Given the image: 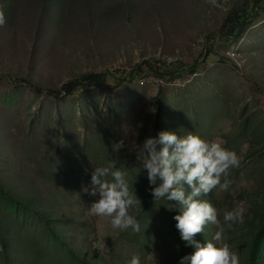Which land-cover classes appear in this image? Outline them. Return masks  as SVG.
Instances as JSON below:
<instances>
[{"label":"rangeland","instance_id":"obj_1","mask_svg":"<svg viewBox=\"0 0 264 264\" xmlns=\"http://www.w3.org/2000/svg\"><path fill=\"white\" fill-rule=\"evenodd\" d=\"M0 13V264H179L192 254L175 227L180 205L154 203L137 164L161 131L237 153L230 189L200 199L222 224L226 210L246 209L243 223L223 225L220 244L252 264L258 238L264 264V1L0 0ZM88 74L105 81L64 92ZM117 158L141 201L139 233L90 215L98 197L82 192L95 167ZM216 231L195 239L206 245Z\"/></svg>","mask_w":264,"mask_h":264},{"label":"clouds","instance_id":"obj_2","mask_svg":"<svg viewBox=\"0 0 264 264\" xmlns=\"http://www.w3.org/2000/svg\"><path fill=\"white\" fill-rule=\"evenodd\" d=\"M216 5L217 0H210ZM6 23L0 13V27ZM148 111L155 115L157 108L151 106ZM127 139L123 136L112 144L119 153L126 149ZM141 146L142 156H137L140 171H146L154 203L166 199L180 205V214L174 217L176 229L186 247H194L192 254L181 258L179 264H240L238 254L224 239V227L229 228L243 223L246 209L237 206L223 213V224L218 210L202 195L215 190L227 192L232 181L229 179L232 169L240 166L236 152L213 141L208 142L198 135L188 133L179 137L175 133L161 131L156 136L145 138ZM119 158L109 162L108 166L95 167L91 173L90 184L82 185V192L90 197H98L89 206V214L98 218H107L114 231L132 230L139 233L141 225L132 214L141 201L130 190L128 173L117 167ZM185 185L191 191L186 193ZM214 226L217 231L206 245L196 241L205 227ZM105 248V243L101 244ZM129 264H141L138 256H133Z\"/></svg>","mask_w":264,"mask_h":264},{"label":"trees","instance_id":"obj_3","mask_svg":"<svg viewBox=\"0 0 264 264\" xmlns=\"http://www.w3.org/2000/svg\"><path fill=\"white\" fill-rule=\"evenodd\" d=\"M264 0H257V3L260 4V2H262ZM245 23V22H244ZM245 30L244 27H242L240 30H239V33H243ZM233 33V31H230ZM143 73V70L141 67H138V68H134L133 69V72L130 74V78H133L135 76H138L139 74ZM105 81V78L103 75L101 74H88V75H83L81 76L79 79H77L76 81L74 82H70L68 84H66L64 87H63V90L64 92L67 94V95H71L74 90L79 87V86H87V87H93V86H98L100 85L101 83H103ZM36 90L39 91V92H45V91H48L47 89H44V88H40V87H36ZM51 93H55V91H50ZM175 215H178L177 213H175ZM53 236L55 238V240L57 242H61V244H63L61 238H59L57 236V234L54 232L53 233ZM258 238L255 240V243L253 244V247L251 249V261H253L252 264H255V260H256V254H257V247H258Z\"/></svg>","mask_w":264,"mask_h":264},{"label":"built area","instance_id":"obj_4","mask_svg":"<svg viewBox=\"0 0 264 264\" xmlns=\"http://www.w3.org/2000/svg\"><path fill=\"white\" fill-rule=\"evenodd\" d=\"M237 53L236 52H233L232 55L235 56Z\"/></svg>","mask_w":264,"mask_h":264}]
</instances>
